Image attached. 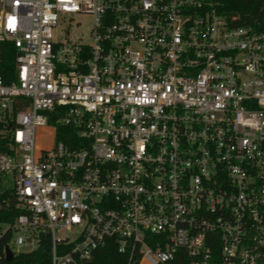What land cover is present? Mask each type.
<instances>
[{
	"label": "built area",
	"instance_id": "1",
	"mask_svg": "<svg viewBox=\"0 0 264 264\" xmlns=\"http://www.w3.org/2000/svg\"><path fill=\"white\" fill-rule=\"evenodd\" d=\"M221 1L0 0L3 255L47 242L49 264H87L111 241L126 264L262 263L264 30ZM66 15L91 24L55 41Z\"/></svg>",
	"mask_w": 264,
	"mask_h": 264
},
{
	"label": "trees",
	"instance_id": "2",
	"mask_svg": "<svg viewBox=\"0 0 264 264\" xmlns=\"http://www.w3.org/2000/svg\"><path fill=\"white\" fill-rule=\"evenodd\" d=\"M217 11L231 26H251L254 29L264 30V0H222ZM231 17H234L232 20ZM15 51L10 41L0 42V77L4 83L16 78L14 64ZM0 114V151H6L9 137L6 133L9 121H3ZM48 119V123H53ZM60 127H57V131ZM59 139V135L56 136ZM1 178H5L6 184H1ZM0 174V201L10 197L12 181ZM14 216V211L0 210V222H9ZM6 243L5 238L0 239V264H49L48 244L44 242L37 250L14 254L12 259L5 260L2 254V246ZM177 261L175 260V263ZM87 264H126V255L116 251L114 244L108 241L104 246L95 250L91 260ZM261 264H264V259Z\"/></svg>",
	"mask_w": 264,
	"mask_h": 264
},
{
	"label": "rangeland",
	"instance_id": "3",
	"mask_svg": "<svg viewBox=\"0 0 264 264\" xmlns=\"http://www.w3.org/2000/svg\"><path fill=\"white\" fill-rule=\"evenodd\" d=\"M74 22H77V24ZM90 24L91 20L88 16L66 15L62 20L59 21L58 26L52 31L53 40H63L66 37V33L64 31H67L68 34L82 35L87 32ZM45 132L46 130L44 132L42 130L40 131L39 129L35 130V145L43 146L46 143L47 138H44L46 136L38 137L40 134ZM1 184H6L5 178H1Z\"/></svg>",
	"mask_w": 264,
	"mask_h": 264
},
{
	"label": "water",
	"instance_id": "4",
	"mask_svg": "<svg viewBox=\"0 0 264 264\" xmlns=\"http://www.w3.org/2000/svg\"><path fill=\"white\" fill-rule=\"evenodd\" d=\"M3 257H4L5 260H10L13 257L12 253L9 251V249L7 247L4 248Z\"/></svg>",
	"mask_w": 264,
	"mask_h": 264
}]
</instances>
